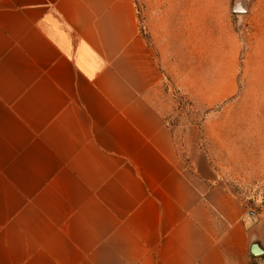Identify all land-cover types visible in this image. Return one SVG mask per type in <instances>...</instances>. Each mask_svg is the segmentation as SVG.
Instances as JSON below:
<instances>
[{"label": "crops", "instance_id": "1", "mask_svg": "<svg viewBox=\"0 0 264 264\" xmlns=\"http://www.w3.org/2000/svg\"><path fill=\"white\" fill-rule=\"evenodd\" d=\"M230 39L177 78L199 108L234 92ZM163 78L134 0H0V264H249L246 206L194 125L185 162Z\"/></svg>", "mask_w": 264, "mask_h": 264}, {"label": "rangeland", "instance_id": "2", "mask_svg": "<svg viewBox=\"0 0 264 264\" xmlns=\"http://www.w3.org/2000/svg\"><path fill=\"white\" fill-rule=\"evenodd\" d=\"M237 1L246 5V13L233 11ZM134 2L142 36L164 73L156 101L176 130L185 162L180 132L194 125L216 177L243 201L251 224L264 233V0ZM225 39L237 67L234 92L199 108L177 87V78L202 68V59ZM249 264H264V256L250 254Z\"/></svg>", "mask_w": 264, "mask_h": 264}, {"label": "water", "instance_id": "3", "mask_svg": "<svg viewBox=\"0 0 264 264\" xmlns=\"http://www.w3.org/2000/svg\"><path fill=\"white\" fill-rule=\"evenodd\" d=\"M235 13H246V5L242 1H237L234 5ZM250 235V254L264 256V233L258 225H253L249 229Z\"/></svg>", "mask_w": 264, "mask_h": 264}]
</instances>
